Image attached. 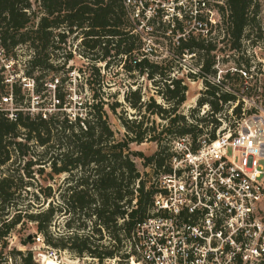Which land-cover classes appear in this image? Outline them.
Segmentation results:
<instances>
[{
    "label": "trees",
    "instance_id": "obj_1",
    "mask_svg": "<svg viewBox=\"0 0 264 264\" xmlns=\"http://www.w3.org/2000/svg\"><path fill=\"white\" fill-rule=\"evenodd\" d=\"M125 2L0 0V49L5 56L20 63L23 59L19 50L25 47L27 75L32 77L40 72L34 81L36 92L42 97L49 95L48 91L44 93L48 89L47 83L51 78L54 81L56 73L66 64L56 51L69 35H74L81 39L83 53L92 60L96 70H99L98 63L108 67L115 60L123 64L125 70L145 76L164 101L161 103L154 96L146 98L142 86L134 80L125 91V103L116 94L104 91L76 103L78 111L69 113L65 106L66 95L60 89L64 79H57L55 110H44L49 103L47 98L40 103L39 111L32 112L26 106L22 84L15 81L10 85L8 79L0 75V95L12 93L17 105L12 118L8 112L0 111V168L17 160L25 162L24 168L17 173L6 170L0 174V220H3L0 222V242L23 220H29L35 223L36 231L53 249L69 248L75 258H97L100 264L108 258H120L118 264H128L125 241L137 223L148 216L156 180L167 170L172 154L170 143L164 145L162 135L192 134L196 139L201 132L198 125L189 122L187 115L179 111L187 100L185 79L159 71L161 65L148 56L144 37L132 23L134 19H130V24L125 21L129 14L136 13L133 6H127ZM223 4L225 7L222 8L228 12L226 35L232 49H238L260 6L256 0H224ZM184 17L180 19L175 14L171 23L173 31L178 33V52L183 58L195 50L206 51L208 57L201 64V72L189 74L201 75L207 87L198 99L199 106L209 104L217 112L220 100L236 99L232 93L221 91L224 84L233 83V77L227 74L221 83H215L204 75L216 74L212 69L215 57L208 53L216 45L206 44L207 38L202 35L187 33ZM54 29L61 31L54 35ZM130 109L135 111L134 117H130ZM195 112L193 109L191 115ZM110 113L115 114L125 128L123 138L119 139L112 128ZM154 116L167 121L168 125L157 131ZM148 141L158 145L152 155L132 148L133 143ZM135 157L145 160L146 166L153 164L152 171L142 176ZM37 165L39 169L32 171ZM47 167L49 179L43 176ZM61 174L66 177L55 181V176ZM33 182L39 188L33 192L34 204L21 203L23 191L29 192L27 187ZM68 212L72 217L65 226L75 231L72 236L65 237L62 227ZM34 236L35 233L27 235L23 244H32ZM106 237L110 240L103 243L102 239ZM22 264H36L31 252L23 257Z\"/></svg>",
    "mask_w": 264,
    "mask_h": 264
},
{
    "label": "built area",
    "instance_id": "obj_2",
    "mask_svg": "<svg viewBox=\"0 0 264 264\" xmlns=\"http://www.w3.org/2000/svg\"><path fill=\"white\" fill-rule=\"evenodd\" d=\"M173 1L179 14L190 19L187 33L212 35L219 24L216 6L223 0ZM125 3L139 5L138 0ZM227 74L239 82V90L223 89L224 84L221 91L236 99L220 100V110L211 109L213 132L202 134L199 126L196 139L192 134L172 139L149 214L125 241L128 264H264V106L247 95L253 89L248 68L235 67ZM13 104L12 93L0 95V111L11 118L17 108L7 105ZM152 168L149 164L146 172ZM11 235L0 242V264H22L28 252L36 264H48L47 258L69 264L41 233L35 232L32 244L20 245H14ZM76 259L74 264H80ZM84 259L100 264L97 258ZM119 260L108 258L104 264Z\"/></svg>",
    "mask_w": 264,
    "mask_h": 264
},
{
    "label": "rangeland",
    "instance_id": "obj_3",
    "mask_svg": "<svg viewBox=\"0 0 264 264\" xmlns=\"http://www.w3.org/2000/svg\"><path fill=\"white\" fill-rule=\"evenodd\" d=\"M256 1L260 6L259 13L247 28L245 37L242 40V45L238 49H232V43L225 32L228 26L226 19L228 12L226 8H222L224 2L217 4L216 7L219 13L216 19L219 21V25L214 27L212 35L205 41L206 44L214 43L216 45V48L208 53L210 56L215 57V64L212 69H215L217 72L216 75L214 73H206L204 75L210 80L217 82L218 78L221 77V79H223L226 72L230 69L235 67L248 68L253 75L251 80L253 89L250 93H247V95L253 96L254 99L264 106V0ZM138 2L139 5L132 7V10L135 9L136 13L139 15L129 14L127 20L125 19L126 23L130 24V19H134L132 23L134 22L138 26L139 31L144 37L148 56L161 65L159 71L165 75H171L173 77L179 76L185 79L188 85L187 100L180 108V113L187 115L189 122H193L195 125H198V127L202 126V134L213 132L215 124L212 120L216 118V116L214 115L213 117L211 115L210 106L205 104L199 106L198 104V99L202 96L207 87L201 75L189 74L201 72V64L203 60L208 57V55H205L206 51L195 50L191 55L188 54L183 58L180 56L177 49L178 33L173 31V25H171V23L173 22V16L175 14H177L180 19H182V16L175 7L176 4L173 0H138ZM184 19V23L187 26L186 29H189L191 25L190 19H186V17H184ZM60 31L61 29H54L53 34L57 35ZM80 40L79 37L69 35L66 41L60 44L61 46L56 52L58 53L59 59L63 61V63L66 62V64L56 73L54 81L50 77L51 79L47 83L48 89L44 91V93L47 91L49 92L47 97H42V95L36 92L37 84L34 79L40 75V72H36L32 77L27 75L28 64L26 63L27 53L25 52V47L19 50V53L22 54L20 58L23 59L20 63L15 61L12 57L5 56L0 49V75H4L8 79L10 85L15 81H19V84H22L23 93L26 95V106L33 112L39 111L41 109L40 103L47 98H49V103L44 110H55V103H57V100L54 99V91L57 79L60 81L64 79L60 85V89L61 92L66 95L67 103L65 106H68L66 108L69 113H76L78 111V105H76V103H80L84 98H91L94 93L101 95L104 91L116 94L119 100L125 103V91L129 89V86L134 80H137L138 84L142 86L143 94L146 98L154 96L158 101L164 103L163 99L155 93L154 85L145 76L140 75L137 71L129 72L125 70L123 64H118L115 60L108 67H105L104 63H98L99 70H96L92 66V60L85 57L80 45ZM99 73H101V76ZM156 75L160 77L159 74ZM103 82H105V84H103ZM238 83V81L226 83L223 89H237L240 87ZM69 103L71 104L69 105ZM7 106L15 108L17 105L14 103L13 105ZM193 109L196 110L194 116L191 115ZM15 111L16 110L13 109V112ZM119 111L121 112V110ZM129 113L131 114L130 117H134V110L130 109ZM146 114L149 116L148 112H146ZM154 118H156L157 121V131H161L168 125L166 124L167 121L161 119L159 116H154ZM201 118H206L207 120H198ZM110 121L117 137L119 139L123 138L125 136V128L119 118L115 114L110 113ZM174 137L175 136H171L167 133L163 134V144L168 145L170 143L171 146ZM132 148L134 150H141L146 155H152L158 149V145L154 141H148L142 144L133 143ZM135 161L142 175L145 176L147 169L145 160L135 157ZM24 166L25 162L17 160L5 167H1L0 174L6 170L17 173L18 170H22ZM38 167L37 165L35 170L32 171H37V169H39ZM49 171L50 169L47 167L43 174L47 179H49L47 176V172ZM43 176L40 178L42 182ZM55 177V181L58 182L64 179L66 174ZM33 183V185L27 187L29 192H26V190L23 191L22 198L20 197L21 203L27 205L34 204L35 199L33 192L39 188H37L38 184L36 182ZM30 209H33V207H30ZM13 211L14 210H12V212ZM11 214L12 216L14 215V213ZM71 217L72 213L68 212L63 219L62 228L65 237L72 236L75 231L74 228L65 226L66 222ZM2 219H5V217ZM2 221L3 220H0V222ZM35 232V223L29 220H23L22 223L12 230V242L14 245L23 244L26 236L32 235ZM109 240L110 239L106 237L102 239V242L106 243ZM72 253L73 252L69 248L67 250L62 249L61 259L69 264L76 263L78 259H76ZM79 263L90 264V261L88 259H81Z\"/></svg>",
    "mask_w": 264,
    "mask_h": 264
},
{
    "label": "bare ground",
    "instance_id": "obj_4",
    "mask_svg": "<svg viewBox=\"0 0 264 264\" xmlns=\"http://www.w3.org/2000/svg\"><path fill=\"white\" fill-rule=\"evenodd\" d=\"M47 263L48 264H58V262L54 259H51V258H47Z\"/></svg>",
    "mask_w": 264,
    "mask_h": 264
}]
</instances>
